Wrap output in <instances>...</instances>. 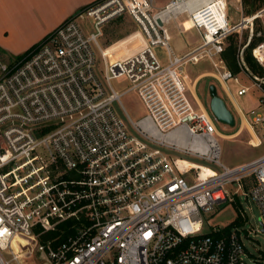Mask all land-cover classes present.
I'll return each mask as SVG.
<instances>
[{
	"label": "built area",
	"instance_id": "built-area-1",
	"mask_svg": "<svg viewBox=\"0 0 264 264\" xmlns=\"http://www.w3.org/2000/svg\"><path fill=\"white\" fill-rule=\"evenodd\" d=\"M156 1L96 0L22 55L0 59V264H20L22 248L13 247L20 240L25 249L35 240L42 264H248L239 199L257 207L255 232L264 233V153L232 167L221 162L220 133L187 95L183 66L207 58L208 75L224 91L231 92L229 80L237 95L255 88L258 105L244 118L250 144H262L256 128L264 132V71L248 68L239 44L245 85L222 58L232 33L248 29V44L256 13L240 12L231 22L225 0H169L160 8ZM171 10L186 13L181 32L198 36L181 55L165 26ZM122 15L138 27L140 46L111 58L99 41L106 22ZM251 53L264 69V39ZM120 76L130 85L117 91L111 80ZM128 90L146 109L137 120L123 108L124 119L115 106ZM226 202L243 222L213 237L222 227L204 231V215ZM68 221L72 231L62 241H40Z\"/></svg>",
	"mask_w": 264,
	"mask_h": 264
},
{
	"label": "rangeland",
	"instance_id": "rangeland-1",
	"mask_svg": "<svg viewBox=\"0 0 264 264\" xmlns=\"http://www.w3.org/2000/svg\"><path fill=\"white\" fill-rule=\"evenodd\" d=\"M166 1L167 0H157L156 5L163 4ZM225 3L227 7V14L231 22H236L239 19L240 12H242V14L246 16L256 13L255 16H253L257 17L253 22V35L257 36L259 34H264V0H225ZM123 15L110 19L104 25L102 30V36L99 41L103 49H106V47L112 44L113 42L114 47L111 48V51L123 45L129 46L130 51H133L140 46L141 36L138 27L128 16ZM121 17L122 19L119 20V18ZM250 19L251 18H249V20ZM83 23L86 24L87 30L93 29L89 18L85 19ZM112 31H114L112 35L117 33L120 34L121 37L117 40H113L110 37V33ZM171 33L172 31H170V34ZM231 35L234 39H236L237 43L240 44V46L245 47L247 43V38L249 36L248 29H243L242 31L234 32ZM109 40L110 42L106 43ZM197 43L198 37L194 30L183 34L173 35L170 41V44L174 51H183L184 48L188 47L187 44L194 47ZM32 46L33 45H31L26 51H28ZM2 51L3 49L0 48L1 60L8 61L14 58L9 55H6ZM162 52V50L156 48L157 55L161 58L163 62H165L164 56L161 55ZM102 67V59L100 56H98L96 62V70L98 71L100 78H102ZM183 69L187 76L194 80V78L197 77L198 74H202L201 72H210L212 70V65L207 58H200L197 62H186L183 66ZM236 76L238 77V80L241 83L249 85L250 80L246 77L244 73L239 72L238 74H236ZM211 83L215 84L216 88H218V93L222 95L221 97L225 100L228 108H230V110L236 117L235 123L232 126L226 125L214 119V123L217 129L221 133V135H216V138L221 148V162L227 166L232 167L245 163L251 159L262 155L264 153V132L259 126H257L256 131L257 135L261 137L263 143L257 146H252L250 144L251 135L246 128H243L240 132H237L233 136L227 135L237 130L236 128L238 127L239 122L238 117L235 113V109L230 99L228 98L226 93L221 89V86L218 84V82L210 75L205 74L201 76V78H199V80L196 82L195 91L207 111H209V113L211 114L209 110L210 97L208 93V86ZM111 84L115 90L121 91L129 87L130 82L125 76H120L112 79ZM228 84L230 85L231 92L233 93L232 87L236 84L233 82V80H229ZM187 95L190 98L188 92ZM258 95L259 92L255 88L251 87L246 94L235 97L237 103L243 109H248L257 105ZM120 104L122 107H119L117 103H115V106L119 115L124 119L126 117L124 109L133 120H137L146 114V109L141 99L139 98L136 90H128L124 94H122L120 97ZM197 162H203L207 164L203 160H197ZM232 187H235V185ZM229 188H231V186ZM239 202L241 203V208L244 210V213L247 216L245 228L249 231L250 237L242 239L247 252L245 256L246 262L248 264H264V233L255 232V230L259 228L258 209L252 202L247 203L241 197L239 199ZM236 214L240 215L239 210L237 207H235L234 203H222L216 206L213 211L208 212L204 215L205 218L203 230L209 231L213 227H224L234 220ZM34 242L35 240H30L26 249V246L22 240L19 241L20 244L16 242L13 243V247L16 250H18V248L20 247L22 248L18 250L20 256V264H42V261L39 259L37 244H35ZM11 264L17 263L15 261H12Z\"/></svg>",
	"mask_w": 264,
	"mask_h": 264
},
{
	"label": "crops",
	"instance_id": "crops-1",
	"mask_svg": "<svg viewBox=\"0 0 264 264\" xmlns=\"http://www.w3.org/2000/svg\"><path fill=\"white\" fill-rule=\"evenodd\" d=\"M92 1L96 0H0V48L3 49L2 52L14 58L23 54L31 45L40 41L48 32ZM168 1L169 0L163 4H158L157 7H163ZM186 25L187 16L185 12L171 10L165 15V26L168 28L169 32L172 31L171 38L176 34L193 31V29L189 28L181 32L180 28H184ZM187 46L188 47L184 48L183 51H175V53L181 55L193 49L191 45L187 44ZM107 47L106 49L108 50ZM129 48V46L123 45L117 47V49L110 53L107 52L111 58H117L127 54L130 51ZM163 54L164 53L162 52L161 55ZM201 73L202 74H198L194 80L185 73L186 81L188 83L187 92L190 95L195 108L207 110L195 91L196 82L201 76L208 74L209 72ZM232 88L233 93L230 91H224L221 87L230 99L239 120L238 127L236 128L237 130L227 135L233 136L243 128H246L250 133L244 114L251 108L243 109L237 103L235 96L242 95L236 94L237 85H234ZM218 94L222 96L220 93ZM257 105L253 107L255 108ZM234 119H236L235 116Z\"/></svg>",
	"mask_w": 264,
	"mask_h": 264
},
{
	"label": "trees",
	"instance_id": "trees-1",
	"mask_svg": "<svg viewBox=\"0 0 264 264\" xmlns=\"http://www.w3.org/2000/svg\"><path fill=\"white\" fill-rule=\"evenodd\" d=\"M93 2H95V1H92L91 3H93ZM88 4H90V3H88ZM87 5H85V6H87ZM121 19H122V17L119 18V20H121ZM113 32L114 31H112L110 33L111 34L110 37L113 40H117L118 38L121 37V35L117 34V33L112 35ZM263 39H264V34L263 35L261 34V35L254 36L253 33H252L250 41L244 47V50H243L244 60H245V62L247 64L248 68L252 72H254L256 74H259V75L263 73L264 69H263V67L261 65L258 64L256 59L252 55L251 50H252V48H254L257 45V43H259ZM109 42H110V40L107 41L106 43H109ZM113 43L110 44L111 46L108 45L109 47H108L107 51L109 53L112 52L111 48L114 47ZM238 45L239 44L237 43L236 39H234L232 37V35H229V37L227 38L226 43H225L224 51L222 52V58H223V60H224V62L226 64L227 68L230 69L232 71V73L235 74V75L238 74V72H239V67H238L237 62H236V53H237ZM245 187H248V184H245ZM235 207H237V206L235 205ZM242 222H243L242 217L239 214H236V217L234 218V220L231 221L228 225L222 227L220 232H214V233L211 232V234H212L213 237H220V236L229 234L233 227L241 225ZM69 223H70L69 221L68 222H64V223L60 224L57 227L56 230L49 231V232L41 235L40 241L41 242H46L50 238L58 236L57 240L54 241V243H53V245H56L57 242L62 241L72 231V230H69L67 228V225Z\"/></svg>",
	"mask_w": 264,
	"mask_h": 264
},
{
	"label": "water",
	"instance_id": "water-1",
	"mask_svg": "<svg viewBox=\"0 0 264 264\" xmlns=\"http://www.w3.org/2000/svg\"><path fill=\"white\" fill-rule=\"evenodd\" d=\"M209 93V110L213 118L226 125H234L235 119L233 113L228 108L225 100L218 94L215 84L208 86Z\"/></svg>",
	"mask_w": 264,
	"mask_h": 264
}]
</instances>
